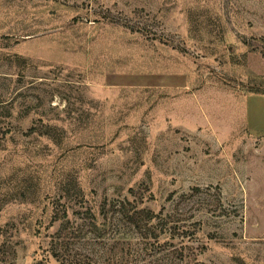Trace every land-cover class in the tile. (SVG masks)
Listing matches in <instances>:
<instances>
[{
  "label": "rangeland",
  "instance_id": "1",
  "mask_svg": "<svg viewBox=\"0 0 264 264\" xmlns=\"http://www.w3.org/2000/svg\"><path fill=\"white\" fill-rule=\"evenodd\" d=\"M250 95L264 0H0V264H264Z\"/></svg>",
  "mask_w": 264,
  "mask_h": 264
},
{
  "label": "trees",
  "instance_id": "2",
  "mask_svg": "<svg viewBox=\"0 0 264 264\" xmlns=\"http://www.w3.org/2000/svg\"><path fill=\"white\" fill-rule=\"evenodd\" d=\"M134 208L135 207H125L124 203L121 202L112 211V214H116L117 218L119 219L118 221H121L125 223L127 226L133 228L136 233L144 235V237H147L146 235H151V231H149L150 230L149 228L151 226L149 225L150 217H148L147 219L144 218L142 219L141 212L137 211ZM0 249H1V245H0ZM61 249L70 250V245L67 246V244L63 243L62 241V244H60V248H58V252L59 251L61 252ZM65 262L66 264H77L76 261H73L72 259L69 260V258L65 259Z\"/></svg>",
  "mask_w": 264,
  "mask_h": 264
},
{
  "label": "crops",
  "instance_id": "3",
  "mask_svg": "<svg viewBox=\"0 0 264 264\" xmlns=\"http://www.w3.org/2000/svg\"><path fill=\"white\" fill-rule=\"evenodd\" d=\"M244 115L248 128L264 131V96L250 95L244 107Z\"/></svg>",
  "mask_w": 264,
  "mask_h": 264
}]
</instances>
